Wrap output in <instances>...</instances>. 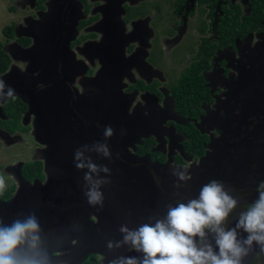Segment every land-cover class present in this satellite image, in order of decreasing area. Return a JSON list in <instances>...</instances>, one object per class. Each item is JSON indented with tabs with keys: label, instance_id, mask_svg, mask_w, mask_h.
I'll return each mask as SVG.
<instances>
[{
	"label": "flooded vegetation",
	"instance_id": "obj_1",
	"mask_svg": "<svg viewBox=\"0 0 264 264\" xmlns=\"http://www.w3.org/2000/svg\"><path fill=\"white\" fill-rule=\"evenodd\" d=\"M38 1L39 3L42 4L40 8L42 7L41 9L43 12L47 6V3L51 0H38ZM61 1L66 2L65 7H61L62 9H64V12L60 14L61 24L63 23V26L68 28L69 31L71 30L73 31L74 27L76 29L75 39L71 38V34L67 32H66L67 34H65L66 36L65 39L67 38L72 39L69 44V47L74 54H72V52L68 49L69 52H71V54L69 53L68 55L72 59L71 62L75 63V66H71V65L68 66L64 62L61 64L63 68L62 72L68 74L67 72L71 71L70 74L72 75L74 73L75 77L74 79H70L68 81L61 80L65 82L66 86L63 83L62 84L66 88H63V86H61L59 81L56 79H50L48 80L49 82L44 81L43 86L51 85L53 83L56 84L58 88L56 91V95L60 97V99L65 105L64 113L66 120L61 119L59 125H57V122L60 119L58 121L53 120L54 118L52 119L53 124L56 125L55 127H52L54 134L59 135L60 132L64 136L60 139L62 144V147H60V152L64 153V156H62L61 154V157H59V166H60L59 168H61L62 171H60V173H58L57 176L55 172L52 171L53 172L52 175L49 176L47 172L48 169L46 167V160L45 162L36 160L37 156H41V157L44 155L46 156L50 148H48L47 143H43L41 141L42 139H39L42 137H39L40 136L38 129L39 120L37 121L36 115L41 110H43L44 113L46 114L47 112L44 110L45 108L43 104L40 103V100L38 101V103H36L34 96L32 95V97H30L29 93H34V89L31 83H35V81L30 80L31 83L29 85L31 86L28 85V87L25 88L24 86L19 87L16 81L13 80L12 83L13 89L16 90L15 98L20 99L26 106V111L24 112L21 120V125L23 130H17L16 132L12 133L8 129L4 128L2 123L0 122V134L4 135L3 130L9 133V134L7 133L6 137H8L9 135V138L12 139L11 140L12 146H10V148L15 146L14 144H19L21 142L23 143L24 140L21 138L22 135L30 134L32 136V134H34V138L32 136L33 140L36 139L38 142L37 144L39 145H46L47 151L45 153L44 150L45 148L43 146H42L43 148L40 147L39 145L35 146L34 154L32 158H30V161L26 163L22 162L18 164L17 168L15 166H8V168H2L0 166V172L3 169L5 171H10L13 168H15L17 171L20 170L21 172L20 178L24 179L25 181H28L23 176V168L25 164L40 162L42 163L44 180L43 181L36 180L34 182L39 183L41 185V188H45L47 184L51 185L50 183L52 182L51 180L52 178H55L56 180L58 179V177H60L59 182L57 180L58 183L57 182L56 184L53 183L55 184V186L52 185L53 186L52 188H54L55 190L62 189L65 191V189L70 186L73 190V193L75 195L74 198L76 201V206H75L76 216L72 215L73 210L68 212V214L67 212H65L67 214V217H70L72 220H74L75 225L72 228H69L64 225L62 228L63 232L59 236L60 239L67 238L73 241L74 237L76 235L78 237V234L82 232V234H84L86 238H89L91 240V242H89V244L85 248V249L89 248V250L87 249L85 251L89 252L90 255L95 254L97 258L99 257L98 258L99 261H103V264H105V262L106 264H108L110 260L115 259L118 256L139 255L134 251L129 252L127 250V248L130 247V245H123L120 248H113L111 250L108 249L107 243L109 240L113 242L123 240V234L119 232V227L121 224H127L130 228H135L141 223L149 222V217L153 218L152 222L154 223L155 218H162L163 215L166 213L165 205L172 202L174 194H177L176 198H179L180 196L194 198L196 195H198L202 182L198 187V189L194 191L193 189H190L188 187H180V185L183 182L179 184H175L176 182L173 180L174 176L169 178L170 176H172V174L170 173L172 169L169 166L170 164H168L167 162L168 154L164 153V151H161L160 148L161 146L156 136L147 134V132L150 133L151 131L154 130L156 131L159 127L156 125L158 123L157 119L155 121L157 115L156 110H158L159 108H157V106H152L151 104L150 106H148V108H143V111H140L141 108L136 105L133 106V109H131V106L133 105L132 97L130 96L131 95L130 92H127V90L129 89L136 90L135 92L139 90L148 91V86H149L150 87L149 89H151L156 95H158L159 98H163V95L158 90V86H157L158 83L145 86L144 80H138L136 81V83L134 82V84L131 87L126 83V80L134 81L135 73L140 74L144 79L146 78V76H149L151 74L152 75L157 74V72H155L156 70L153 69V64L155 63V59L157 56L160 57V59H162V55L160 52L161 51L164 52L165 48H162L161 50H156L155 48H157V46L154 43L156 42V38L158 37V35L161 34L158 32H159V28H162V25L158 28L155 24H151L152 26L150 27L149 22L141 23L139 18L141 17V15L148 13L149 11L154 9L156 10L155 13L158 15V18L161 19L162 17L160 13L163 11V4L166 2V0L164 1L163 0H79L78 4L79 6L82 7L81 8L82 12L76 8V6L78 5L76 2L72 4L73 0H61ZM169 1L171 3L170 6L171 18L173 15L175 16L186 15L189 16V18H191L193 16L198 15L201 12V15L206 14V17L209 19V23H210L207 26L205 22H202V27L198 29V32L201 34L202 39L200 44L198 45V50L195 52L194 60L192 61L191 65L188 68H186L185 71L179 76L177 82L171 85L170 91L168 92L167 95L169 99L171 98L175 100V110L181 116V118L184 119L183 123L176 122L174 127L177 133L181 134L182 135L181 137H183L181 147L186 157L176 156L175 157L176 161L182 163L184 158L203 160L208 155V148L210 145H212L213 137L210 133L204 132L200 128V123L202 122V119L207 115L209 109L215 105L218 96L217 92L213 89L208 79V76L210 75V72L213 69V62L216 59H219L223 51L229 50L236 52L239 50V47H241V45L247 43L248 45H250L253 42L254 37H260L258 38L257 43H259V39L262 41L264 38V20L262 21L258 29L250 33L249 35H246L244 37L231 35L230 41H228V39L227 41L226 40L224 41L223 37H221L222 36L221 33L218 32V29L222 23V17L226 15L227 11H233L236 8H239L241 12L240 22L242 23L246 17L251 16V12L254 9L252 0H245V4H247L248 6L247 7L248 12L245 15L243 13L242 6L234 2L233 0H169ZM146 5L149 6L147 10L145 8ZM108 6L111 7L113 6V9H109V13L107 10ZM124 7H128L129 9L135 8L136 11L133 13L129 11L127 13L124 10ZM142 8L144 9V11H142ZM103 11H105L104 13L107 12L108 15H112V17L109 19H111L115 24L118 23L121 25V26L117 25V30L121 28V30H119L117 33L121 34L124 37V43L113 42L118 37L115 36L112 32L106 31L104 29L103 22L101 19L102 16L101 12ZM69 13H71L72 22H68L67 24L69 25H66V18H67L66 15H68ZM180 22L181 24H183L184 20L182 19ZM105 24L109 25L110 27L112 26V23L108 21L105 22L104 25ZM15 29H16V37H17L18 31L16 26ZM86 29H92V30L90 31V33L85 34L84 30ZM99 30H101L102 32H104V34H106V36H108L107 37L108 44L97 46L99 41H101V38L97 36V33L100 32ZM210 31H212V33L208 36L207 34ZM170 33L173 34V32ZM177 38H178V34L175 36V39ZM28 39L31 40V38L29 37ZM228 42H230L229 45H227ZM180 43L181 41L179 40V44ZM30 45H32V40ZM82 45H83V49L86 50L89 55H91V58L99 59L100 63H98L97 68L92 66L90 68L87 67L88 65L87 62H84L82 59L78 58V49H82ZM29 46H25V47H29ZM210 46L215 47L214 55L209 61V67L202 72V75L204 77L205 82L207 83L206 87L211 90L212 102L210 104L205 103L204 114L200 115L199 118L192 120L188 117H183L179 113L176 103V98L173 95V87L178 84V82L183 78L184 73H186L190 68H192L194 63L202 59L203 49ZM102 48L104 49L101 50ZM3 49L4 52L11 59L10 55H12L13 53L9 52L10 49L7 47L6 44H4ZM104 56H106L105 59L103 58ZM14 58H16V56H14ZM220 66L223 68H227V62L225 60H222L220 62ZM11 67H12V63L10 65V69ZM56 70L58 73L59 72L58 66ZM83 70H85V73L82 72ZM225 70H226L225 73H227V69ZM261 70L262 73H264V69H262V67ZM99 71L100 72L102 71L100 76L105 78V80L99 78L100 80L98 81H92L91 84L85 87L87 89L85 91L83 87L84 81L88 80L91 77L97 78V76L94 75L95 74L97 75ZM83 74H85V77L82 76ZM2 77L3 75L0 76V79H3ZM77 81H78V87L76 86V89L70 86V84L76 85ZM106 81L107 84H105ZM69 82L72 83L69 84ZM263 83H264V77H263ZM90 86L93 87L92 91H89ZM116 86L119 87L122 86V88H125V92L123 93L122 90H119L118 88H116ZM81 87L82 90L79 89ZM37 91H39V86H37ZM18 92L20 94H18ZM63 94L67 95L68 99L64 98L65 95ZM78 95H80V97ZM99 96H101L100 99H98ZM103 96H104V100L102 99ZM255 99L258 100V98ZM9 100L4 104V106L9 102ZM151 101L157 104L155 99H151ZM4 106L2 109L0 108V111L4 112ZM255 107H256L255 109L258 110V103H256ZM146 112L153 114L154 117L147 119L145 114ZM48 113H50V111ZM31 115L35 116L36 119V121L33 120L35 125L34 124L31 125L32 129H30V125H29V123L31 122L30 119ZM5 117L6 118L3 119L0 116V120L1 121L10 120V118L7 115H5ZM126 122H129L130 125L127 124ZM190 122H192L202 134L206 135L209 138V143L207 142L204 143V148H205L204 154L198 153L196 155H191L185 147L184 142L189 141V139L186 137V135L181 133L177 127L187 126ZM107 125H110L114 130V134L111 138L107 140V144L114 151L113 143L115 144V141L119 142V145L117 146V149L115 151L116 154L115 157L118 158L117 160L119 162H122V164L128 166L131 165V167L133 166L134 169H144L147 172V174L150 176V182H151L150 185L154 188L155 193L149 194V192L144 189V186H142L144 191L139 186V187H135V189H133V191L129 193L130 196L126 195L125 199H122L117 203H115V198H109L106 201H103V207H101L99 204L93 207L87 203V198L84 195V193L88 190L90 184L88 181L86 182L81 181L79 185L74 184V182L76 181L75 171L78 170L82 173L84 172V169L79 170L75 167V163L81 162V161H75V154L78 150L74 148H70L69 146H71V143L66 144L65 143L66 138H70V137L74 138L76 131L75 129L78 128L86 129L88 130L87 138H89V140L93 142L94 141L93 134L95 133L97 135H100V133L103 134V128L104 126ZM25 130H27V132H24ZM90 130L96 132L90 133ZM98 131H100V133ZM130 132H133L136 135L134 137V140L131 141L135 143L134 150L136 151V157H137L136 159L130 157V155L128 154L127 152L128 144L122 146L123 143L127 142V139L125 138L126 134ZM237 132H238L237 135L233 137L234 143L240 142L242 140V135L245 133L243 138L244 143H250L255 148L264 149V126H261V123H259L258 119H255L254 123L252 122L251 125L247 124L245 128H241ZM28 143L26 144L29 145ZM37 151H39L38 155H37ZM262 152L264 154V150H262ZM153 154L162 155L163 158L158 159ZM82 155L87 156V154H83V153ZM256 155L259 156L261 155V153L258 152L256 153ZM245 157L249 158V162L247 166L241 169V171H236V167L242 162V159ZM260 158L264 159V156ZM108 160L109 162L113 161V159L112 160L108 159ZM47 161L49 162L48 159ZM228 161L229 164L231 165L230 166L231 168L226 174L229 175L231 174V178L232 177L237 178L239 176L244 177L241 182L236 183L237 184L235 185L236 190L239 186L242 187L243 185L246 187L255 188L259 181L264 180V176L260 177V173H264V167L263 169L259 170L258 166H254V159L247 151L229 152ZM67 162L73 163L72 166L74 167V170H71V167L70 169L69 167H66L65 164ZM67 172L69 175V179L65 180V175L67 174ZM160 172L164 173L163 176L160 174ZM61 174L62 177L59 176ZM221 176L222 175L219 174V178ZM20 178L16 176L17 181ZM0 181H3V177L0 178ZM34 182H32V184ZM136 184H138V182H136L135 180L131 183V185L133 186H136ZM141 184L143 185V183ZM203 184H205V181L203 182ZM224 184L226 185L225 182ZM17 190L18 187L17 189L15 187L11 188L10 191H13L12 196L13 194H16ZM48 190H50V188ZM0 191H9V190H0ZM240 191L242 193V189ZM49 197L50 199L53 198L51 193ZM79 211L81 212V214L79 213ZM106 211L108 213L107 216L104 213ZM111 214L112 215L118 214L116 216L117 220L105 221L104 219ZM92 216L97 217V220L95 222H93L90 219ZM258 251H259V246L254 243L252 250L249 252L248 256L244 258L245 264H261L255 259V256L258 253Z\"/></svg>",
	"mask_w": 264,
	"mask_h": 264
},
{
	"label": "rangeland",
	"instance_id": "obj_2",
	"mask_svg": "<svg viewBox=\"0 0 264 264\" xmlns=\"http://www.w3.org/2000/svg\"><path fill=\"white\" fill-rule=\"evenodd\" d=\"M233 1L242 6L244 15L247 14L248 6L245 4V0ZM75 2L78 4L79 0H73L72 4ZM41 5L42 4L39 3L38 0H0V41L7 45V47L10 49V53H13L10 55L12 59V67L9 70L12 75H9V72L3 75L2 78L6 85L3 91L5 93L7 92V86L13 88V77L19 70L24 72V74L27 72L25 79L29 83H31L30 78H33V80L36 81V83H31L34 93L42 92V94L46 97L44 104L45 107L50 111L51 115L56 119L65 120V105H61L62 101L60 97L56 95V91L58 89L56 84L53 83L51 85L43 86V83H39V80L45 79V81L49 82L48 80L54 76V79L58 80L63 88H66L64 87V85L66 86L65 82L61 80L68 81L70 79H74L75 75L74 73L71 75V71H68V74L62 72L63 68L61 64L65 62L68 66H75V63L71 62L72 59L68 54H71L72 52L69 44L71 40L73 38L75 39L76 37V29L74 27L73 31H69L68 28L64 27L63 23L61 24L60 22V14L64 12V9L61 7H65L66 2H62L61 0H51L47 3V6L43 12L41 9L42 7L40 8ZM170 6V1L166 0V2L163 4V11L160 13L162 17L161 19L158 18V15L155 13L156 10L154 9L141 15V17L139 16L140 22H149L150 27L152 26L151 24H155L158 28L162 25V28H159L158 32L161 34L158 35L156 42L154 43L158 48H155L156 50L165 48L164 52H160L162 59L157 56L155 63L153 64V69L156 70L155 72H157V74H151L146 76L144 79L140 74L135 73L134 81L126 80V83L131 87L134 82L136 83L138 80H144L145 86L158 83V90L163 95V98H159L158 95L149 89V86L148 91L139 90L135 92L136 90L129 89L127 92H130L133 103L131 109H133V106L136 105L141 108L140 111H143V108H148V106L151 104L152 106H157V108H159L156 110L157 115L155 118V121L156 119L158 121L156 125L159 127L156 131L154 130L150 133L147 132V134L156 136L158 142L160 143L161 151H164V153L168 154L167 162L170 164L169 166L172 169L170 172L172 176L169 178L174 176L173 180L176 182L175 184H179L181 181H179L173 173L182 171V166L186 163H190V167L187 171L191 172L192 178L186 182L187 186L184 187H188L195 191L198 189L201 182L203 184L204 181L207 183L213 179H220V181H224L226 183L227 188L234 189L235 194H238L240 200V209L242 210L256 198V187L250 188L243 185L242 187L239 186L236 190V183L241 182L244 177L239 176L237 178H231V174H226L231 168V165L228 161V154L232 151H247L254 159V166H258L259 170L263 169L264 167V159L260 158L264 156L262 152L264 149L255 148L250 143H244L243 138L245 133L242 135V140L240 142L234 143L233 141V137L238 133L237 131H239L241 128H245L247 124L251 125L252 122L254 123L255 119H258L259 123H261V126H264V73H262L261 70V67L264 69V38L262 41L259 39V43H257L258 38L260 37H254L253 42L250 45H248V43L243 44L236 52L229 50L223 51L219 59H216L213 62V69L210 72L208 79L213 89L217 92L218 96L215 105L209 109L207 115L200 123V128L204 132L210 133L212 135V145L209 146L208 155L205 159L195 160L184 158L182 163H179L176 161L175 157L186 156L181 147L183 137H181V134L177 133L174 125L176 122L183 123L184 119L181 118V116L175 110V100L171 98L169 99L167 95L170 91L171 85L177 82L179 76L185 71L186 68L191 65L192 61L194 60L195 52L198 50V45L202 39L201 34L198 32V29L202 27V22H205L207 26L210 23L209 19L206 17V14L201 15V12L191 18L186 15H173L171 18ZM76 8L82 12V7L79 6V4L76 6ZM145 8L147 10L149 6L146 5ZM109 9H113V6L107 7L108 13ZM124 10L127 13L129 11L132 13L136 11L135 8L129 9L128 7H124ZM142 11H144L143 8ZM104 12L105 11L101 12V19L104 29L106 31L112 32L118 37L113 42L124 43V37L117 33L119 30H121V28L117 30V25H121L118 23L115 24L111 19H109L112 17V15H108L107 12ZM66 17V25H69L67 23L72 22L71 13L66 15ZM182 19L184 20L183 24L180 22ZM107 21L112 23L111 27L107 24L104 25V23ZM11 25L16 26L18 35L15 39L8 40L3 36L2 31L7 26ZM91 30L92 29H86L84 32L87 34L90 33ZM99 31L100 32L97 33V36L101 38V41H99L98 45H96L101 46L103 44H108V36H106V34H104V32L101 30ZM66 32L71 34L72 39H65V34H67ZM170 32H173V34ZM211 33L212 31H210L207 35L209 36ZM177 34L178 38L175 39ZM28 37L31 38L32 45L25 47L19 42V39ZM179 40L181 41L180 44ZM68 49L71 52H69ZM103 49L104 48L101 50ZM38 54L40 58L36 61ZM72 54L74 53L72 52ZM14 56H16L17 59L14 58ZM78 58L82 59L84 62H87V67L89 68L91 66L97 68L98 63H100L98 58H91V55H89L87 51L83 49V45L82 49H78ZM103 58L105 59L106 56ZM41 60L45 62V65ZM222 60L227 62V68L220 66V62ZM34 66H37L38 68H33ZM57 66L59 70L58 73L56 70ZM225 69H227V73H225ZM82 72L85 73V70ZM101 72L99 71L97 75H94L97 76V78L91 77L84 81L83 87L85 91L87 90L85 87L91 84L92 81H98L100 79L105 80V78L100 76ZM44 75L46 76L44 77ZM82 76L85 77V74ZM70 83L72 82H69V84ZM105 84H107V81ZM37 86H39V91H37ZM70 86L76 89V86L78 87V81L76 85L70 84ZM116 88L122 90L123 93L125 92V88H122V86H116ZM79 89L82 90V87ZM92 89L93 87L90 86L89 91H92ZM18 94L20 93L18 92ZM78 96L80 97V95ZM64 98H67V95H65ZM100 98L101 96H99L98 99ZM255 98H258V100ZM9 99L10 98L3 96V94L0 93L1 109ZM102 99L104 100V96ZM151 99H155L157 104L153 103ZM256 103H258V110L255 109ZM145 114L147 119L154 117V115L150 114L149 112H146ZM0 116L3 119L6 118L3 111H0ZM30 119L31 122L29 125L30 129H32L31 125L34 124L36 119L35 116L32 115L30 116ZM126 123L130 125L129 122ZM3 131L4 135L0 134V166L2 168H8V166H15L17 168L18 164L30 161V158H32L34 154L35 146L39 145L37 144L38 142L36 139H34L35 141L33 140L34 134H32L33 138L30 134L22 135L21 138L24 140L23 143L21 142L19 144H14L15 146L10 148V146H12V139L9 138V135L6 137L8 133L7 131ZM85 131L88 130L85 129ZM98 132L100 133V131ZM95 134L93 135L96 145L100 135ZM135 136L136 135L133 132L126 134L125 138L127 139V142L123 143L122 146L128 144V154L130 157L136 159V151L134 150L135 143L131 142L134 140ZM103 141L105 143V140ZM118 145V141H115V144L113 143L114 151L109 146L112 155L110 158L104 157L105 159H113V161L110 162L112 164H115V161H118V158L115 157V151ZM39 146H43L45 148L44 150L47 151L46 145ZM60 147H62V144ZM258 152H260L261 155H256ZM38 154L39 151H37V155ZM60 154L64 156V153L60 152ZM153 155L158 159L163 158L162 155ZM82 157L85 158V155H82ZM44 158L41 161L45 162L46 158ZM248 162L249 158H243L242 162L236 167V171H241V169L247 166ZM119 163L122 164V162ZM51 165L52 169L54 170L55 163H51ZM122 165L125 166L124 176L127 178L130 177L138 182L136 187L140 186L143 191L145 189L149 192V194L155 193L154 188L150 185V176L144 169H134V167H131V165ZM56 169L57 172H55V174L60 173V169ZM0 174L3 177V187L0 190L10 191L12 187H15L16 189L18 187L16 194H13L10 200H0V217H2L6 223H10L12 219L25 220L29 215L35 214L40 220L41 227L43 229L41 234V239L44 241L43 247L48 250L49 255H51L52 251H60L62 253V255L59 257L52 259V264H83L85 261L84 258H87L90 253L82 250L81 246L85 248L89 242H91V240L86 238L82 232L78 234V237L77 235L74 237V240L76 241L75 244H73L72 241L67 238L60 239L59 237L63 232L62 228L64 225L69 228H72L75 225L74 220H72L70 217H67L68 212L71 210H73L72 215L76 216V201L72 188L69 186L65 189V191L62 189L55 190L52 188L55 186L57 180H60V178L57 180L52 178V182L50 183L51 185L47 184L45 188H41L39 183L34 182L32 184V182L25 181L24 179L20 178L21 172L20 170L17 171L15 168L10 171H5L3 169ZM160 174L163 176L164 173L160 172ZM219 174L222 175L220 178ZM16 176L20 178L18 181ZM263 176L264 173H260V177ZM97 180L98 179L96 177L93 179V182ZM141 183H143V185ZM125 186L127 187L129 193L133 191V186L131 184ZM142 186H144V189ZM49 188L50 190H48ZM241 189L242 193L240 191ZM50 193L53 197L51 199L49 197ZM65 212H67V214ZM79 213L81 214L80 211ZM255 259L259 263L264 264V253L258 251ZM99 263L103 264V261H99Z\"/></svg>",
	"mask_w": 264,
	"mask_h": 264
},
{
	"label": "clouds",
	"instance_id": "obj_3",
	"mask_svg": "<svg viewBox=\"0 0 264 264\" xmlns=\"http://www.w3.org/2000/svg\"><path fill=\"white\" fill-rule=\"evenodd\" d=\"M5 87L0 79V93L14 99L15 90L7 86L5 93ZM113 134L110 125L104 126L105 143L97 152L107 158L112 155L107 140ZM81 156L82 153L77 151L75 161L81 162L75 163V167L79 170L87 168L84 172V179L90 183L84 193L87 203L103 207L104 194L99 189L102 183L110 181L93 182L92 174L99 171L110 173V169L106 165H97L90 157L85 163ZM182 167V171L173 173L183 182L180 187L186 186L192 178L191 172L187 171L190 163ZM2 187L0 181V189ZM176 196L174 194L172 202L165 205L163 217L155 218L154 223L149 217V222L135 228L121 224L119 232L123 234V240H109L108 249L130 245L127 250L139 255L118 256L108 264H245L244 258L254 242L264 253V180L257 183L256 198L242 210L234 189L216 179L202 184L194 198ZM90 219L95 222L97 217ZM42 232L41 222L35 214L25 220L12 219L10 223L0 217V264H52V259L62 253L52 251L49 255L43 247Z\"/></svg>",
	"mask_w": 264,
	"mask_h": 264
},
{
	"label": "trees",
	"instance_id": "obj_4",
	"mask_svg": "<svg viewBox=\"0 0 264 264\" xmlns=\"http://www.w3.org/2000/svg\"><path fill=\"white\" fill-rule=\"evenodd\" d=\"M253 10L251 16L246 17L244 21L240 22L241 12L239 8L233 11H227L226 15L222 17V23L218 29L223 40L230 41L231 35L244 37L256 31L264 20V0H252ZM238 33V34H237ZM2 34L9 39L16 38V29L14 25L7 26L3 29ZM19 42L24 46H29L31 40L28 38H21ZM224 43V42H223ZM230 42L227 43L229 45ZM4 43L0 41V76L8 72L11 65L10 57L4 52ZM215 47L210 46L203 49L202 59L193 64L183 78L173 87V95L176 98V103L179 113L183 117H188L195 120L204 114V104L212 102L211 90L206 87L207 83L204 80L202 72L209 67V61L213 57ZM26 111L25 104L18 98H12L4 106V114L10 120L1 121L3 127L14 133L17 130H23L21 120ZM178 130L186 135L189 141L184 142L186 149L191 155L198 153L204 154V143H209V138L202 134L197 127L190 122L187 126H178ZM24 132H27L25 130ZM23 176L30 182L36 180L43 181L44 175L42 170V163H27L23 168ZM0 174V178H1ZM14 189V188H13ZM13 191H0V200H10ZM83 264H100L95 254L89 255Z\"/></svg>",
	"mask_w": 264,
	"mask_h": 264
},
{
	"label": "water",
	"instance_id": "obj_5",
	"mask_svg": "<svg viewBox=\"0 0 264 264\" xmlns=\"http://www.w3.org/2000/svg\"><path fill=\"white\" fill-rule=\"evenodd\" d=\"M41 40V39H40ZM35 48V47H34ZM32 48V49H34ZM45 51V50H44ZM43 55V54H41ZM39 54L36 58V61L39 60ZM43 61V60H41ZM33 62V61H32ZM54 63V62H53ZM52 63V64H53ZM43 64L45 65V62L43 61ZM37 66H34L33 68H35ZM38 68V67H37ZM29 70V69H28ZM9 75H12L11 73ZM27 76V72H22L21 70H19L15 75H14V80L16 81V83L19 85V87L24 86L25 88L28 87V85L30 84L25 78ZM46 75H44L45 77ZM51 79H54V76H52ZM30 80H33V78H30ZM35 81V80H34ZM45 79H40L39 83H44ZM36 83V81H35ZM30 97H32V95L35 98V102L38 103V101L40 100V103L43 104L44 106V110L47 112L44 113L43 110H41L40 112L37 113V121L39 122V139H42L41 141L43 143H47L48 144V148H50V150L47 152L45 158L44 156H38L36 158V160H43V158L46 160V167H47V172L48 175L51 176L52 175V171L57 172L56 168H59V157H61L60 154V146H61V138L64 137L60 132L59 135L54 134V131L52 129V127H55L56 125L53 124V117L51 115V113H48L49 110L45 107V96L42 94V92H38V93H29ZM62 101V100H61ZM62 106H64V103H61ZM43 112V114H42ZM53 119V120H52ZM56 121H58L59 119H56ZM66 120V119H65ZM61 121V119L57 122V125H59V122ZM75 137H70V138H66V144H70L71 146H69L70 148H74L77 149L78 151L82 152L83 154H87V156L82 157V161L87 163L88 162V158L90 157L92 162L96 163L97 165H106L109 169H110V173H106L104 171H99L98 173H93L92 174V179L96 178L100 181H107L109 180V183H102L101 187H100V191L103 192L104 194V201H106L109 198H115V203H117L118 201H121L122 199H125L126 195L130 196L129 191L127 189V187L125 185L131 184L134 180L132 178H127L125 177V166L122 165L121 163H119L118 161H115V164H112L108 161V159H105L102 153H98L97 149L100 147L101 144L104 143V138H103V134H100V138L99 140H97V143L95 145V141H91L89 140L88 137V132H85V129H75ZM94 131L90 130V133H93ZM60 142H59V141ZM73 149V150H74ZM46 153V151H45ZM47 159L49 160V162L47 161ZM51 163H55V169H52V165ZM73 163L71 162H67L65 165L66 167H71V170H74V167L72 166ZM65 167V166H63ZM62 167V168H63ZM60 171H62L61 168H59ZM87 171V168L84 169V172ZM76 172V181L74 182L75 185H79L81 181H85L84 179V172H80L78 170L75 171ZM62 173V172H61ZM58 175V173L56 174V176ZM62 177V174L59 175ZM60 178V177H58ZM69 179V175L68 172L65 175V180ZM57 180V179H56ZM59 181V180H58ZM90 184V183H89ZM133 186V185H132ZM136 186H133V189H135ZM87 198V197H86ZM105 215L107 216V211L104 212ZM118 214H111L109 215L107 218H105V221H111V220H117V216ZM87 247V246H86ZM85 247V248H86ZM81 246L82 250H89V248L85 249ZM85 260V259H84Z\"/></svg>",
	"mask_w": 264,
	"mask_h": 264
},
{
	"label": "crops",
	"instance_id": "obj_6",
	"mask_svg": "<svg viewBox=\"0 0 264 264\" xmlns=\"http://www.w3.org/2000/svg\"><path fill=\"white\" fill-rule=\"evenodd\" d=\"M85 258H86V257H85ZM85 258H84V259H85ZM100 259H101V258H100Z\"/></svg>",
	"mask_w": 264,
	"mask_h": 264
}]
</instances>
